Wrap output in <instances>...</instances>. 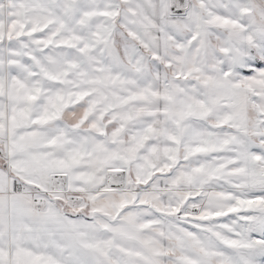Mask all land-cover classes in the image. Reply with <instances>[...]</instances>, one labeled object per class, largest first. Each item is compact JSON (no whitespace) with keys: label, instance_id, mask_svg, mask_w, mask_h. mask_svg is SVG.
I'll return each instance as SVG.
<instances>
[{"label":"snow or ice","instance_id":"1","mask_svg":"<svg viewBox=\"0 0 264 264\" xmlns=\"http://www.w3.org/2000/svg\"><path fill=\"white\" fill-rule=\"evenodd\" d=\"M0 264H264V0H0Z\"/></svg>","mask_w":264,"mask_h":264}]
</instances>
